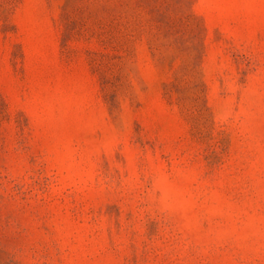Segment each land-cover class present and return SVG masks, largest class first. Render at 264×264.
Returning <instances> with one entry per match:
<instances>
[{"label": "rangeland", "instance_id": "1", "mask_svg": "<svg viewBox=\"0 0 264 264\" xmlns=\"http://www.w3.org/2000/svg\"><path fill=\"white\" fill-rule=\"evenodd\" d=\"M0 264H264V0H0Z\"/></svg>", "mask_w": 264, "mask_h": 264}]
</instances>
